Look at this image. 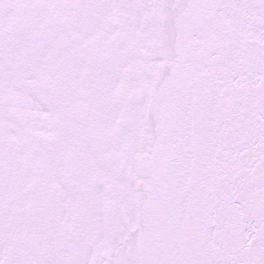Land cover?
I'll use <instances>...</instances> for the list:
<instances>
[{"label":"snow or ice","instance_id":"obj_1","mask_svg":"<svg viewBox=\"0 0 264 264\" xmlns=\"http://www.w3.org/2000/svg\"><path fill=\"white\" fill-rule=\"evenodd\" d=\"M0 264H264V0H0Z\"/></svg>","mask_w":264,"mask_h":264}]
</instances>
